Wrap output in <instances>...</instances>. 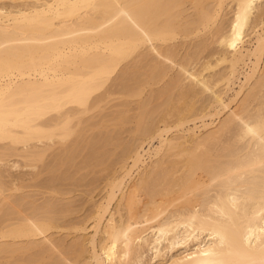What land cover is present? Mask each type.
Returning a JSON list of instances; mask_svg holds the SVG:
<instances>
[{
	"label": "bare ground",
	"instance_id": "bare-ground-1",
	"mask_svg": "<svg viewBox=\"0 0 264 264\" xmlns=\"http://www.w3.org/2000/svg\"><path fill=\"white\" fill-rule=\"evenodd\" d=\"M152 259L264 264V0H0V264Z\"/></svg>",
	"mask_w": 264,
	"mask_h": 264
},
{
	"label": "rangeland",
	"instance_id": "rangeland-1",
	"mask_svg": "<svg viewBox=\"0 0 264 264\" xmlns=\"http://www.w3.org/2000/svg\"><path fill=\"white\" fill-rule=\"evenodd\" d=\"M250 71V69L248 68V67H245V69H243V72L244 73H248ZM245 80V78H244V75H240V80H238V82L234 85L235 86V90H238V89H240V84H242V82ZM233 93H234V91L232 90L230 93H229V97H231V96H233ZM229 97H226L227 98V100H228V98ZM227 111H224L223 113H222V115L224 114V113H226ZM206 123L207 124H209V123H211V120L210 119H207V121H206ZM195 126H199L200 127V129H202L203 128V122H201V121H198L197 123H196V125L193 123V124H191V126L190 127H195ZM176 132V133H175ZM173 133H175V134H177L178 133V131L177 130H175V131H170L169 133H164L163 135H162V137H161V139H160V137L158 136V137H156L155 139H153L151 142H148L147 143V145L146 144H144V146H143V149H140V152H141V154H143V155H146L145 156V158H147V163H145L146 164V166L145 167H147L148 165H149V163H151V159H150V157H149V155L148 154H146V152H148V151H150V152H153V150L156 148V147H159V145H161V141L162 140H164L165 138L164 137H168V136H171V135H173ZM179 133H181V132H179ZM167 135V136H166ZM143 150V151H142ZM155 157H153V159H154ZM150 161V162H149ZM148 164V165H147ZM137 173H138V171L136 170L130 177H128V180L126 181V184H128L130 181H131V179L132 178H135L136 176H137ZM134 176V177H133ZM91 230V231H90ZM89 231V232H88ZM91 233V236L92 235H94V232L96 233V231L94 230V229H91V228H89V230H87L86 231V233ZM99 235V233L97 232L96 233V235H95V239L96 240H98V237H96V236H98ZM147 259V260H146ZM158 259V258H157ZM145 260H146V262H148V260H150L149 259V256H148V258L146 257L145 258ZM154 260H156V259H154ZM153 259L150 261L151 262V264L152 263H154L153 261H154ZM157 262H158V260H157ZM154 264H156V262L154 263ZM158 264V263H157Z\"/></svg>",
	"mask_w": 264,
	"mask_h": 264
}]
</instances>
